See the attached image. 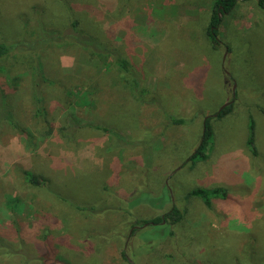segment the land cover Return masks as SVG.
<instances>
[{
	"label": "rangeland",
	"instance_id": "obj_1",
	"mask_svg": "<svg viewBox=\"0 0 264 264\" xmlns=\"http://www.w3.org/2000/svg\"><path fill=\"white\" fill-rule=\"evenodd\" d=\"M215 1L0 0V42L37 47L0 60V264H42L53 252L68 264H264V9L237 0L215 46ZM71 20L103 48L73 43ZM227 102L231 112L215 116ZM71 104L84 120L78 136L61 130ZM207 116L212 148L192 163ZM217 186L227 197L211 207L189 194ZM173 204L180 239L140 224L142 242L130 245L134 221Z\"/></svg>",
	"mask_w": 264,
	"mask_h": 264
},
{
	"label": "trees",
	"instance_id": "obj_2",
	"mask_svg": "<svg viewBox=\"0 0 264 264\" xmlns=\"http://www.w3.org/2000/svg\"><path fill=\"white\" fill-rule=\"evenodd\" d=\"M236 4H237V0H216L215 1V5L213 8V12L211 14L210 22L208 26V36L212 40V42H214V45L220 43V40L218 39L219 25L221 24L223 20L222 19L223 15L228 12H231L233 8L236 6ZM258 4L261 8L264 9V0H258ZM45 35L49 36L50 34L46 33ZM67 37L73 43L77 45H83V46L90 47L92 54L96 52L95 49L103 48V44L100 41H98L96 38H93L91 35L87 33H83L79 31L78 22L75 20L74 21L71 20L70 24L67 23ZM50 40H52L51 35L50 37H46L43 42L44 44H46L50 42ZM25 47L30 50L37 48L35 42H28V41H25V42L16 41V42H10V43L0 42V60H5L7 57L12 55V53H14V51L18 48L23 50V53H26L27 50L23 49ZM98 52L99 51H97V53ZM115 62L118 64V66L123 71H125L127 74L130 75V78H131L130 81L132 83V90L134 92H138L139 95L141 96L143 89L141 88L140 80L136 77L133 67L129 63V61L123 56H121L120 54H117L115 57ZM40 70L42 69L40 68ZM232 105L233 104L230 103L227 106H225L222 110L217 111L215 116L223 117L224 115H227L228 113L231 112L233 108ZM39 111H41L40 108H39ZM63 117L65 118L67 122V126L61 127V130L64 131L66 135L75 133L73 135L78 136L80 131L84 128V125H82L84 120L77 115L74 104H71L70 106L65 108V110L63 111ZM211 120H212V116H207L204 120V124H203L204 128H203V133L201 136V142L196 148V150L189 156V160L192 163H195L197 160L204 161L208 159L209 151L212 148L211 146H212V138H213V128H212ZM186 121H187L186 119L181 118V117H175V116L171 117V122L176 125L184 124ZM14 125L17 126V124H14ZM255 126H256L255 121L251 117L250 122H249V135L247 138V144L250 150L252 151V153L254 155H258V150L255 145V141H256ZM17 127H19V125ZM100 128L106 132L108 131L111 133L113 132L112 130H109L106 127L100 126ZM26 177L30 183L36 184V185L46 181V178L40 179L37 176H35L32 172H29V171H26ZM227 193H228L227 188L221 187V186H217L213 188L197 187V188L192 189L189 192V194L192 196L201 197L204 203L208 207L212 206L213 198L227 197ZM120 211H122L123 214L131 213V211H129L128 208H124V207ZM183 220H184L183 211L179 208L178 205L173 204L168 211L164 212L161 215H155L148 219H144L143 221H137V222L134 221L132 225V232L130 235L127 236V237H130L129 243L131 246H134L135 242H139L141 244L142 237L137 233V228H138L137 226L140 224L147 225V226L148 225H161L167 230V235L169 237L173 239H177V238L180 239L182 231L179 227L181 223L183 222ZM170 226L171 228H168ZM161 235L163 236V233H161ZM167 235H164V236H167ZM127 237H123L124 243ZM125 244L127 246L128 242H126ZM123 257L128 261V257L126 256L124 251H123ZM38 259H41L42 264H68L69 262L67 259L58 257L56 255V252L55 253L53 252V255L51 257L48 255H43L42 257H39ZM26 264H29V263H26Z\"/></svg>",
	"mask_w": 264,
	"mask_h": 264
},
{
	"label": "water",
	"instance_id": "obj_3",
	"mask_svg": "<svg viewBox=\"0 0 264 264\" xmlns=\"http://www.w3.org/2000/svg\"><path fill=\"white\" fill-rule=\"evenodd\" d=\"M228 104H230V102L225 103L224 105H222V107L220 108V110H222L225 106H227Z\"/></svg>",
	"mask_w": 264,
	"mask_h": 264
}]
</instances>
